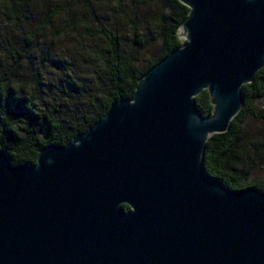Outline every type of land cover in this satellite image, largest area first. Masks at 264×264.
Wrapping results in <instances>:
<instances>
[{
  "label": "water",
  "instance_id": "95a60500",
  "mask_svg": "<svg viewBox=\"0 0 264 264\" xmlns=\"http://www.w3.org/2000/svg\"><path fill=\"white\" fill-rule=\"evenodd\" d=\"M179 1L185 43L131 98L35 164L0 149V264H264V192L232 191L203 166L264 67V0Z\"/></svg>",
  "mask_w": 264,
  "mask_h": 264
},
{
  "label": "rangeland",
  "instance_id": "374dc122",
  "mask_svg": "<svg viewBox=\"0 0 264 264\" xmlns=\"http://www.w3.org/2000/svg\"><path fill=\"white\" fill-rule=\"evenodd\" d=\"M122 1L137 22L120 18L115 0H0V70L6 72L14 91L28 98L37 110L46 103L68 116L91 109L105 84L100 23L117 28L124 46L138 57L139 64L152 60L162 50V42L153 40L151 33H157L160 15L171 11L167 1ZM6 6L13 7L15 13L9 10L7 14ZM54 9L59 14L51 26L32 39L33 29ZM72 18L78 26L70 24ZM85 24L93 29L86 31ZM130 25L138 27L143 39L150 38V44L145 48L134 46ZM10 107L13 119L31 127L17 117L11 103ZM255 109L258 115L249 114L242 126L248 153L239 165L244 182H264V117L260 115L264 112V96L255 102ZM32 128L38 130V125Z\"/></svg>",
  "mask_w": 264,
  "mask_h": 264
},
{
  "label": "trees",
  "instance_id": "16d2710c",
  "mask_svg": "<svg viewBox=\"0 0 264 264\" xmlns=\"http://www.w3.org/2000/svg\"><path fill=\"white\" fill-rule=\"evenodd\" d=\"M171 11L160 15L157 33H151L153 40L161 39L162 50L146 64H139L137 56L132 50L124 46L122 36L114 25L100 23L99 34L103 39V51L100 53L101 70L105 80L99 97L92 102L91 109L80 115L64 114L55 105L46 103L40 109L34 108L28 98H23L7 80L6 72L0 70V149L4 150L13 165L35 164L38 151L48 144L66 145L79 133H83L100 121L115 100L129 99L136 90L140 78L158 61L172 50L181 47L185 41L180 39V27L186 19L190 9L179 0H166ZM122 0H115V8L120 11V18L137 22L134 15H130ZM15 13V9L5 7V11ZM58 10H50L41 22L33 29L31 38L49 28ZM11 14V18H15ZM18 18V15H17ZM70 24L78 22L71 19ZM131 39L134 46L145 48L150 44L149 39H143L136 25H130ZM86 31L93 28L85 24ZM244 104L241 111L231 121L230 128L225 133L214 134L206 142L203 153V166L206 173L218 179L225 187L232 191L247 188H258L264 192V182H244L240 172V163L247 158L246 144L243 142L242 126L249 114H257L255 102L264 96V67L257 72L251 83L242 86ZM196 105L204 115H209L213 106L207 90L202 91L196 98ZM10 103L15 114L31 127H24L12 118ZM264 117V112L260 114ZM38 125V130L33 126ZM245 167V171H247ZM124 210L129 206L122 205Z\"/></svg>",
  "mask_w": 264,
  "mask_h": 264
}]
</instances>
